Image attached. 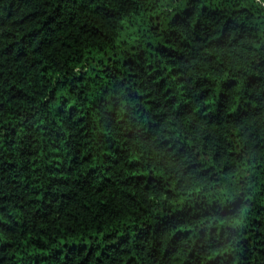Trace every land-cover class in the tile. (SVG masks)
<instances>
[{
	"label": "trees",
	"instance_id": "16d2710c",
	"mask_svg": "<svg viewBox=\"0 0 264 264\" xmlns=\"http://www.w3.org/2000/svg\"><path fill=\"white\" fill-rule=\"evenodd\" d=\"M0 264H264V0H0Z\"/></svg>",
	"mask_w": 264,
	"mask_h": 264
}]
</instances>
